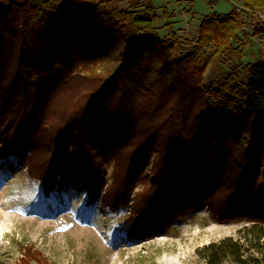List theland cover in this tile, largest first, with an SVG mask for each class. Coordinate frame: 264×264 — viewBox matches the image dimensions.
Segmentation results:
<instances>
[{
    "label": "trees",
    "instance_id": "obj_1",
    "mask_svg": "<svg viewBox=\"0 0 264 264\" xmlns=\"http://www.w3.org/2000/svg\"><path fill=\"white\" fill-rule=\"evenodd\" d=\"M127 2L0 0V156L14 154L46 196L75 184L87 209L129 207V238L205 203L245 223L197 247L198 258L264 264V54L242 62L235 8L205 16L187 50L170 24L168 39L156 36L151 0ZM243 6L264 36V0ZM214 55L227 70L206 83ZM32 260L54 264L25 246L18 264Z\"/></svg>",
    "mask_w": 264,
    "mask_h": 264
},
{
    "label": "rangeland",
    "instance_id": "obj_2",
    "mask_svg": "<svg viewBox=\"0 0 264 264\" xmlns=\"http://www.w3.org/2000/svg\"><path fill=\"white\" fill-rule=\"evenodd\" d=\"M42 1L32 0L36 4ZM111 1L128 8L127 0ZM151 1L159 14L154 25L160 39L169 38L166 24H170L181 42L189 41L188 50L196 44L198 26L205 16L235 8L246 21L232 39L245 52L242 62L264 54V36L253 33L255 20L243 0ZM205 50L211 51L209 46ZM221 70L227 67L221 56L214 55L205 82ZM112 169V162L104 165L103 190L111 181ZM140 186L137 183L133 193ZM83 192L75 184L65 183L62 190L54 189L46 196L40 182L29 176L14 154L0 156V264H18L23 248L29 245L54 264H204L196 248L227 235L237 236L245 223L218 220L201 203L162 233L129 238L123 227L129 207L113 212L98 200L87 209ZM29 264L39 263L32 260Z\"/></svg>",
    "mask_w": 264,
    "mask_h": 264
}]
</instances>
